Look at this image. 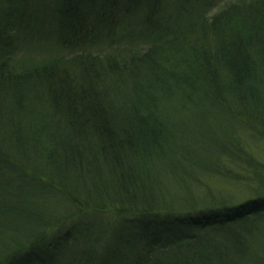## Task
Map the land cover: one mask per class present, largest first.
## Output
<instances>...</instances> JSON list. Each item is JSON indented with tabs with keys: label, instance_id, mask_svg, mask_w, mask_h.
<instances>
[{
	"label": "trees",
	"instance_id": "obj_1",
	"mask_svg": "<svg viewBox=\"0 0 264 264\" xmlns=\"http://www.w3.org/2000/svg\"><path fill=\"white\" fill-rule=\"evenodd\" d=\"M245 129L264 0H0V264H264Z\"/></svg>",
	"mask_w": 264,
	"mask_h": 264
},
{
	"label": "rangeland",
	"instance_id": "obj_2",
	"mask_svg": "<svg viewBox=\"0 0 264 264\" xmlns=\"http://www.w3.org/2000/svg\"><path fill=\"white\" fill-rule=\"evenodd\" d=\"M27 15L28 11L23 10L22 16ZM26 19L27 18L25 17L23 20L26 21ZM22 26H25V23H23ZM241 135L251 155L264 164V140L254 137L256 134L249 131V129L243 130ZM241 172L243 174V171ZM207 182L209 187L214 190H219V194L236 202L250 197L252 194V187L255 186V183L227 179L219 176H210Z\"/></svg>",
	"mask_w": 264,
	"mask_h": 264
}]
</instances>
